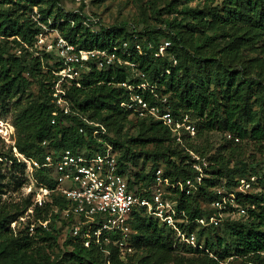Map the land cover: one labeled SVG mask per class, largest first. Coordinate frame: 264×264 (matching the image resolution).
I'll return each instance as SVG.
<instances>
[{"label": "trees", "instance_id": "obj_1", "mask_svg": "<svg viewBox=\"0 0 264 264\" xmlns=\"http://www.w3.org/2000/svg\"><path fill=\"white\" fill-rule=\"evenodd\" d=\"M62 1L0 0V115L7 113L11 106L19 107L31 83H36L41 94L39 100L27 105L14 119L18 153L37 160H43L47 154L56 155L62 149L93 156L103 152L101 141H104L114 147L118 171L128 179L130 189L150 197L149 189L160 169V160L165 162L164 176L172 181L194 177L192 151L209 160L203 185L191 196L175 191L169 195L191 219L214 213L210 204L216 187L223 185L233 189L239 178L261 175L263 178L258 184L239 197V203L247 208L246 215L227 218L218 227L197 229L199 241L204 242L214 257L180 245L173 230L144 209L131 214L127 243L132 251L147 249L148 255L141 260L142 264H151L148 256L155 251L165 254L179 250L202 254L210 264L226 263L231 257H240V264H264V164L231 165L232 154L225 155L245 140L255 142L260 152L264 149V79L252 75L240 57L243 49L264 43V0H179L182 2H179L180 10L167 11L172 18L144 32L132 26L106 28L102 25L97 29L101 21L96 15H87L82 8L76 12L65 11ZM190 4L197 5L191 7ZM35 8L43 23L56 28L79 48L105 49L129 41L131 56L123 58L138 64L146 79L136 78L129 66L119 65L109 70L92 67L81 79L67 85L70 113L65 114L55 105L52 95V86L57 81L53 74L59 66L57 58L54 53L36 47L41 27L33 19ZM93 18L97 23L90 21ZM209 31H214L213 35H207ZM217 39L223 44H215ZM163 40L171 42L164 54L155 56L146 49L148 42L158 46ZM138 42L144 47L142 54L135 51ZM171 55L176 58V65ZM167 69L170 74L165 73ZM128 79L132 83L155 84L157 92L169 98L175 115L191 117L196 132L185 137V146L177 144L170 130L159 120L134 117L121 107L128 92L120 84ZM18 96L20 98L16 99ZM85 120L104 126L106 134L94 135L95 128ZM111 121L120 123L113 126L119 136L123 125L129 122L136 124L139 132L126 139L114 138L107 131ZM214 131L221 133L225 142L213 154L208 155L209 150L193 145L194 140ZM228 135L233 138H227ZM150 146L152 150L147 149ZM2 158L11 165L9 174L0 167V264H105L107 259L111 264H127L122 255L128 259L131 254L115 244L121 239L120 234H105L99 243L93 238L90 245H85L67 231L66 221L57 224L53 208L68 205L58 193L53 195L52 203L34 209L36 218L48 220L51 217L50 230L37 228L30 235L27 228H21L15 233L12 224L32 206L33 196H24L21 204L15 205V211H8V202L3 198L10 188L26 186L28 178L26 165L15 151L0 153ZM142 159L151 164L147 172L136 171ZM34 175L39 182L52 188L56 186L48 169L35 170ZM202 200L208 202L209 208H203ZM106 236L109 242L105 241ZM38 244L65 250L60 259L50 263L34 254ZM103 250H108L110 255Z\"/></svg>", "mask_w": 264, "mask_h": 264}, {"label": "built area", "instance_id": "obj_2", "mask_svg": "<svg viewBox=\"0 0 264 264\" xmlns=\"http://www.w3.org/2000/svg\"><path fill=\"white\" fill-rule=\"evenodd\" d=\"M33 19L41 27L36 47L47 53H54L59 63L58 68L53 71L57 81L52 86V95L55 105L65 114L70 113L67 85L81 79L92 67L109 70L114 66H129L136 78L146 79V74L139 70L138 64L123 58L131 56L129 41L105 49L79 48L61 36L56 28L43 23L37 8L33 11ZM90 21L97 23L94 18ZM134 39L137 40V37ZM170 47L169 40L161 41L158 46L151 42L146 44V49L153 51L155 56L164 54ZM143 50V45L138 42L135 51L142 54ZM170 59L173 65L177 64L173 55ZM165 73L170 74V69L165 70ZM120 86L128 92V97L121 103V107L134 117L159 120L170 130L177 144L185 146V137L196 132V125L191 117L186 114L175 115L169 98L159 94L155 84L146 81L132 83L128 79ZM85 122L95 128L94 135L106 134L104 126L87 120ZM227 138L233 137L228 135ZM235 141L239 142V139L236 138ZM101 142L104 144L103 152L93 156H88L83 151L62 149L56 152V155H45L43 160L25 157L14 148L18 159L26 165L28 183L24 187L25 196H33L32 206L12 224L15 233L21 228H27L30 235H33L37 228L50 230L51 217L48 220L36 218L34 209L44 208L52 203L53 195L58 193L68 201V205L53 208L52 212L58 218L57 224L59 221H66L69 224L66 226L67 231L73 237L80 238L85 245H90L93 238L94 242L99 243L105 234H120L121 239L116 240L115 244L120 249L131 252L132 248L127 243L131 234L129 218L134 211L144 209L148 215L172 229L180 245L210 253L204 242L199 241L195 229L218 227L227 218L246 215L247 208L239 203V197L247 194L263 178L261 175L241 177L233 189L223 185L216 187L215 198L210 204L214 213L191 219L178 207V201L171 199L169 195L174 191L184 196L197 192L207 177V157L190 151L191 164L195 171L192 178L172 181L164 176L162 169H158L149 189L150 197H145L132 191L128 179L119 173L114 147L107 142ZM44 168L51 171L56 182L54 188L35 178L34 171ZM105 241L109 242L110 238L106 236ZM103 252L110 255L108 250ZM210 256L214 257L212 253ZM105 264H111L110 260L107 259Z\"/></svg>", "mask_w": 264, "mask_h": 264}, {"label": "rangeland", "instance_id": "obj_3", "mask_svg": "<svg viewBox=\"0 0 264 264\" xmlns=\"http://www.w3.org/2000/svg\"><path fill=\"white\" fill-rule=\"evenodd\" d=\"M178 1V2H177ZM179 0H80L74 1L63 0L62 6L65 11L76 12L81 8L87 15H96L100 19V23L96 25L99 29L100 26L109 27H120V26H132L140 32L146 31V29L158 28L162 25L163 20L172 18V16L167 14L171 8H176L180 10L182 5L179 4ZM182 3V2H180ZM197 4H190L189 6L195 7ZM214 31H209L207 35H213ZM196 39V37H195ZM215 44H223V41L217 39ZM241 60L244 65L247 66L248 71L258 78L264 79V43H256L255 45L249 46L241 51ZM238 61V60H237ZM238 67V69H240ZM41 94L39 92L36 83H31L28 91L21 98L19 107L11 106L7 113L0 115V153L11 154L14 152V148L17 142L18 133L14 124L15 117L30 103L39 100ZM18 96L16 99H19ZM262 122H264V113L262 114ZM107 126L108 133L114 138L126 139L131 136H135L139 132V127L133 122L125 123L123 125L121 135H117L115 126H119L120 123L115 121L110 122ZM114 126V127H113ZM225 141L223 140V135L219 132H211L205 135L200 140L193 142V145L200 149L209 150V154H213L217 148L223 145ZM152 150L150 146L147 148ZM138 150V149H137ZM232 154L230 159L233 161L231 165L237 164L239 166L245 164H264V149L262 152L259 151V147L256 146L255 142L251 140L243 141L237 149H233L231 152L225 154L226 156ZM10 162H3V158L0 159V167H2L3 172L9 174L8 168L10 167ZM150 162L144 161L143 159L139 162V166L136 171L144 169L148 171L150 169ZM160 169L164 170L165 162L160 160ZM18 175V173H16ZM24 187L17 188L13 190L10 188V192L6 197L9 207V212H13L16 209L18 203L21 204L23 197L25 196ZM202 206L204 209L209 208L208 202L202 200ZM195 231H198L197 228ZM65 235V230L63 228ZM207 238L208 236L205 235ZM205 240V238H203ZM228 241L230 239L228 238ZM65 250L62 248L49 249L45 246L36 245L34 249V254L36 257H42L45 261L50 263H55L63 254ZM147 249H134L132 252H127L131 254L128 259L125 258L126 255H122V259L127 262V264H142L141 260L145 258L147 254ZM148 262L151 264H210L208 260L202 254L187 253L183 250H179L178 253H165L156 252L151 256H148ZM225 263L219 264H240L242 259L240 257H231L226 260Z\"/></svg>", "mask_w": 264, "mask_h": 264}]
</instances>
